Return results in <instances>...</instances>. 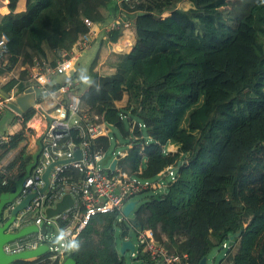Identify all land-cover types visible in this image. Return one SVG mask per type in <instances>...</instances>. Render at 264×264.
<instances>
[{
  "label": "trees",
  "instance_id": "16d2710c",
  "mask_svg": "<svg viewBox=\"0 0 264 264\" xmlns=\"http://www.w3.org/2000/svg\"><path fill=\"white\" fill-rule=\"evenodd\" d=\"M7 1L10 13L0 16V37L6 34L10 40L19 78L3 87L5 96L29 88L30 73L22 68L37 61L55 65L63 52L72 51L89 32L85 19L99 27L132 22L136 42L131 52L117 55L116 71L109 76L96 71V58L89 70L92 84L81 99L91 115L126 140L119 162L128 175L167 183L164 195H154L161 188L156 183L138 195H149L136 212L138 220L170 253L186 254L189 264H201L225 243V256L213 264H264V0L255 1L236 28L232 5L250 0H26L20 13V0ZM184 2L190 7H181ZM121 36L119 29L108 35L113 43ZM5 73L0 67V76ZM84 79L76 71L73 80L80 88ZM60 88L52 85L50 92ZM125 97L126 106L119 108ZM35 115L33 108L23 116L25 123ZM71 136L81 143L76 130ZM25 141L23 129L0 144V164ZM89 146L107 154L111 138ZM32 162L25 145L7 166L18 175L0 174V198L15 190ZM60 178L56 184L61 188L84 174L70 168ZM68 214L57 219L62 231L74 221ZM115 221L114 215H103L94 235L103 233L99 243L105 245L110 237L115 264H123L115 248ZM91 236L89 231L82 237L83 246ZM70 256L81 262L78 246ZM138 261L154 264L145 252ZM31 264L52 263L42 259Z\"/></svg>",
  "mask_w": 264,
  "mask_h": 264
},
{
  "label": "built area",
  "instance_id": "2783aa9c",
  "mask_svg": "<svg viewBox=\"0 0 264 264\" xmlns=\"http://www.w3.org/2000/svg\"><path fill=\"white\" fill-rule=\"evenodd\" d=\"M137 0H121L122 2H135ZM122 22L120 20L112 21L104 26H97L91 21L85 19V24L89 28L88 34L83 36L81 42L70 52H63L52 65L48 61H37L30 73L31 84L39 88L44 94H49L44 104H48L46 113L41 115V134L37 142H41L42 152L36 168L32 171L30 177L25 181L19 197L6 206L3 211L2 225L12 218V213L17 205L22 203L28 196L36 194L30 205L22 210L11 224L7 233L17 234L29 226H38L40 229L45 222H48L49 228L46 234H32L20 240L13 241L4 246L8 255H16L27 251L38 249L40 246L47 245L49 250L47 254L37 260L17 261L23 264L48 259L52 264H61L70 255L76 251L78 237L89 227L94 216L102 214H112L116 220H122L123 209L127 203L133 201L139 194L147 191L155 185L151 181H144L138 177L128 175L120 164L119 156H124L126 151L114 153L113 158L108 160L105 166L102 162L107 158L106 153L93 152L89 146L92 141L109 137L110 130L99 116L91 115L89 109L82 102V89L77 81L73 80L76 73V61L79 56L88 50L91 45L97 41L99 34L108 36L114 28ZM99 27V30H96ZM10 40L6 34L0 37V67L5 69L6 73L13 74L16 71L18 63L17 58L9 53ZM61 78H64L60 81ZM61 84L58 92H50L52 85ZM14 97H0V116L4 112H11L14 115L15 123L13 127L26 129L30 131L31 120L26 124L24 118L9 109L8 104L16 99ZM54 102V104H50ZM43 104V105H44ZM45 110V109H44ZM26 126L24 127V125ZM14 130V129H13ZM78 132V139H82L78 144L77 140L71 136V132ZM17 131H12L0 138V144H7L11 137ZM81 150L80 160L72 161L75 152ZM114 159L118 160V165L114 172L110 170V165ZM70 161L66 164L60 162ZM10 160L3 161L0 164V174L15 178L18 175L16 169L7 171ZM55 164L49 176V187L42 192L45 187L43 177L48 168ZM75 169L84 174V178L75 182H65L60 188L57 181H61L60 175L67 169ZM109 171L112 172L110 176ZM170 178L174 179L173 169L168 170ZM163 177V176H161ZM7 181L4 182V185ZM167 189V183H156ZM72 195L74 206L71 210L64 213V219L68 213L73 215V223L67 230L62 231L57 223V219L47 220L46 212L50 208H55L56 204L66 195ZM76 223H79V229L72 236L69 232ZM52 227H55L62 236V242L59 244L54 232L48 233ZM135 251L132 254L134 259L138 260L141 252L149 255L154 264H189V257L184 254L176 255L170 253L161 243H159L151 230H143L135 235ZM229 244L225 243L223 249H228Z\"/></svg>",
  "mask_w": 264,
  "mask_h": 264
},
{
  "label": "water",
  "instance_id": "95a60500",
  "mask_svg": "<svg viewBox=\"0 0 264 264\" xmlns=\"http://www.w3.org/2000/svg\"><path fill=\"white\" fill-rule=\"evenodd\" d=\"M139 15H143V14H139ZM42 96H43V92L39 88L29 87L23 94L18 95L16 99L12 100L8 104V107L10 110L23 117L37 105L38 100ZM37 144H38V151L33 154V162L27 167L25 175L18 180L15 190L12 193H7L2 195L0 198V264H14L17 261L41 259L47 254L49 250V247L47 245L40 246L36 250L23 252L16 255H8L4 250V246L8 243H11L16 240H20L32 234H37L39 232L41 234H46L49 228L48 222H45L42 225L41 229L36 225L34 226L32 225L24 228L22 231H20L17 234L7 233V230L14 222L16 216L22 210H24L30 205L32 199L36 197V194L28 196L22 203L17 205L12 213V218L7 223L2 225V216L4 209L6 208L7 205L12 204L19 197L25 181L30 177L32 171L36 168L39 162V158L42 152V147L40 141ZM81 157H82V152L81 150L78 149L75 152V157L72 161L80 160ZM110 158L111 157H107L102 162V166H105L108 160H110ZM68 162L70 161H64L58 164H66ZM118 163L119 162L117 159H114L112 161L110 165V170L112 172L115 171ZM54 166L55 164L51 165L43 177V180L45 182V187L43 188L42 192L46 191L47 188L49 187L50 184L49 176ZM73 206H74V199L72 195L66 194L62 198V200L56 204L55 208H50L47 210L46 212L47 220L60 217L67 211L71 210ZM136 206H137L136 201H130L129 203H127L123 209V214H122L124 219L122 220L117 219L115 221L116 228L120 229L119 235L116 234V231L113 235L115 239V248L118 252L119 257L123 259V264H127L125 256L128 252L130 253L131 256L130 264H148L144 261H138L137 259H134L132 257V254L135 251V243L133 241V237H135L136 232L138 231L141 232L144 230L136 214H134V217H131V215L136 212ZM133 230H135L136 232H134ZM240 235L241 232L232 235L230 237V243L234 242L237 238L240 237ZM118 243L120 244L119 247H118ZM61 264H77V261L74 258L69 257ZM201 264H208V259L204 258Z\"/></svg>",
  "mask_w": 264,
  "mask_h": 264
},
{
  "label": "rangeland",
  "instance_id": "374dc122",
  "mask_svg": "<svg viewBox=\"0 0 264 264\" xmlns=\"http://www.w3.org/2000/svg\"><path fill=\"white\" fill-rule=\"evenodd\" d=\"M255 1L257 0H250L248 2H245L243 4H241V6H238V5H232V8L234 9V15H235V21L234 23L232 24V27L233 28H236L241 19H243L245 17V15H247L251 9V7L253 6V4L255 3ZM121 3V0H119V4ZM181 7L183 8H189L190 7V3L189 2H184ZM119 18H122L123 20H125L123 17H119ZM121 21V20H120ZM127 27H130V26H125L124 24L123 25H119L118 27L114 28V30H118L122 32V36L125 34L126 30L128 29ZM122 36L119 38V40H122L124 39V36L122 38ZM107 37V43L109 46H111V44L113 43L112 41H109V37ZM128 43H129V40H128ZM130 43L133 44L134 43V40L132 41V37L130 38ZM133 46V45H132ZM87 51V50H86ZM85 51V52H86ZM84 55V54H83ZM95 53L92 51V52H87L82 58L81 60L79 61V63L77 64V69L85 74V79L83 81V87H81L82 89V92L85 93L89 87L91 86L92 84V78L89 74V70H90V67L92 65V63L94 62L95 60ZM97 59H98V65L96 67V70L99 68L100 66V62H105V66L108 65V62L107 59L111 62H114L117 60L116 58V55L115 54H110V52H103L101 51V53L97 56ZM104 66V67H105ZM103 67V68H104ZM18 69V68H17ZM103 70V69H102ZM116 71V70H115ZM18 72V70L16 71ZM16 94L18 93H15V96ZM45 102V101H44ZM43 103H40L34 107L35 111H36V115H37V112H38V109L39 108H43ZM126 103H127V97L124 98V100L120 103L117 104V106L119 108H124L126 106ZM5 119L3 121V127L7 130H9L10 128V123H8V120L10 119L11 120V117L10 116H13L12 114H6L5 115ZM138 121L136 119H134V123H137ZM12 127V125H11ZM15 131H17L16 133H18L19 131L23 130L22 128H16L14 129ZM13 130V131H14ZM110 138H111V147H110V150L108 151V153L106 154V157H112L113 158V155L114 153H117V152H123L124 150H126V140L123 139L119 132L114 129V128H110ZM25 136H26V139L27 141H25L19 149H17L16 151H14L12 154L15 155L16 153H18V151L23 147V146H27L28 149H30L31 147V150L30 152L32 153H36L38 151V146H37V141L35 140L37 138V135L33 132V131H26L25 129ZM162 179H155L154 181H152L153 183H156L158 181H161ZM165 187H161L157 192L154 193V195H164L165 194ZM148 194H145V195H142V196H137L136 198L133 199V201H136L137 202V206H136V212L138 211L139 207L147 202V199H148ZM133 213L131 215V217H134V214ZM110 226V225H109ZM116 227V225H115ZM54 230H53V229ZM51 230L56 234V239H57V242L60 244L62 242V236L61 234H59V231L55 228V227H52ZM107 234H108V237L110 236V232H109V227H108V230H107ZM115 231H116V234L119 235L120 233V229L119 228H115ZM92 229H90V233H92ZM89 234V232H88ZM94 234L91 236V239H89V243L90 244H96L98 247H99V250L104 248V244H100L99 242L102 241L104 239V235L103 233H99L96 237V239L93 238ZM93 238V239H92ZM110 239V238H109ZM135 237H133V241H135ZM120 246V244L118 243V247ZM92 247V246H91ZM97 253H98V249H96ZM101 252H104L103 249L101 250ZM109 254V258L110 260H106L104 258V256L102 254H100V258H98V264H115L116 263V259L115 257L113 256V253H111L110 251L108 252ZM97 255V254H96ZM225 256V250L222 249V250H219V249H215L211 254L210 256L208 257V264H213L214 262H219L223 257ZM125 259H126V263L127 264H130L131 263V256H130V253L128 252L125 256Z\"/></svg>",
  "mask_w": 264,
  "mask_h": 264
},
{
  "label": "crops",
  "instance_id": "0c3cea01",
  "mask_svg": "<svg viewBox=\"0 0 264 264\" xmlns=\"http://www.w3.org/2000/svg\"><path fill=\"white\" fill-rule=\"evenodd\" d=\"M26 5H27L26 0H20L18 2V4H17V7H16V13L24 12L26 10ZM9 13H10L9 2L7 0H0V16L6 15V14H9ZM121 22L125 26L126 25L130 26V27H127L128 29L126 30L125 34L123 35L124 39L118 40L117 43H112L111 46H109L108 43H107V40H106L107 37L104 36L102 33L99 34V37H98L97 41H95L86 52H83L79 56L78 60L76 61V70L77 71H78L77 64L79 63L81 58L87 52H92L93 51L95 53V57L96 58L101 53V51L110 52V54H115L116 57H117V55L128 54V53L131 52V50H132V48H133V46H134V44L136 42V33H135L134 29H133V24H132L131 21L123 22L121 20ZM98 28L99 27H97L96 30H99ZM123 36H122V38H123ZM131 37H132V41L134 40L133 44L130 43V38ZM128 40H129V43H128ZM106 62H108V65H106V66H105V62H100V66L96 70L101 76H109V75H111V74H113L115 72L114 64H115L116 61L111 62V61H109L107 59ZM24 69H26L27 71H32L33 70V68L29 67V66H26V67L22 68V70H24ZM17 70L18 69H16V71ZM16 71H14L13 74L5 73L4 75L0 76V97H7V96H9V97H13L14 96L15 97V93H17L16 89L12 90L9 94H7V96H5V94L1 90L3 89V87H5L11 81L18 80L19 76H18V73ZM63 79L64 78H61L60 81H62ZM29 87H33V85L30 83ZM50 104L52 105V104H54V102H51ZM47 107H48V104H44L43 108H39L38 112H37V115H35L32 118V120H31L32 122L30 124V127H32L31 131H33L37 135V138L35 139L36 141H38V137L41 134V129L39 128V127H41V123H39V118H41V115L46 113V108ZM6 114H12V113L7 111V112H4L3 115L0 116V138L6 136L7 134L11 133L13 131V129H15L13 127V124H12L13 118H14L13 114H12L13 116H10L11 120L10 119L8 120V123H10L12 125V127L10 125L9 130H7V129H5L3 127V121H4L5 117H6L5 116ZM37 146H38V144H37ZM30 150H31V147H30V149H28V152L33 155L34 153L30 152ZM14 156L15 155H13L11 153L5 161H8V160L11 161ZM103 215L104 214H102V213H99V214L95 215L94 219L91 221V223H90V225L88 227V231L86 230L85 233L83 235L81 234L78 237V239H77V246H78V249L80 250V254H81V262L79 264H98V258H100V254H102L104 256V258L107 260V255H108L107 253H108V251L111 252V242H110V239H109L110 237L108 238V244L107 245L104 244L105 246H104V248H102L104 252H101L102 249L99 250V247L95 243L94 244L88 243L87 247L83 246V244L81 243L82 237L84 238V236L88 234L90 229H92V231H93L92 235L95 234L98 231L99 226H100V220L102 219ZM109 215H112V214H109ZM110 224H111V221H110ZM78 229H79V223H77L76 231L74 233H71V231H70L69 233L72 236H74ZM109 229H110V226H109ZM98 234L99 233L94 235L93 238L95 236H97ZM94 239H96V237ZM96 249H98V253H97ZM89 250H90V252L87 254V252Z\"/></svg>",
  "mask_w": 264,
  "mask_h": 264
},
{
  "label": "bare ground",
  "instance_id": "6f19581e",
  "mask_svg": "<svg viewBox=\"0 0 264 264\" xmlns=\"http://www.w3.org/2000/svg\"><path fill=\"white\" fill-rule=\"evenodd\" d=\"M104 215H107V214H104ZM76 227H77V223H76L75 227H73V228L71 229V233H74V232L76 231ZM75 234H76V233H75Z\"/></svg>",
  "mask_w": 264,
  "mask_h": 264
},
{
  "label": "clouds",
  "instance_id": "9594fccd",
  "mask_svg": "<svg viewBox=\"0 0 264 264\" xmlns=\"http://www.w3.org/2000/svg\"><path fill=\"white\" fill-rule=\"evenodd\" d=\"M77 247L76 245H73V248Z\"/></svg>",
  "mask_w": 264,
  "mask_h": 264
},
{
  "label": "flooded vegetation",
  "instance_id": "af4514ba",
  "mask_svg": "<svg viewBox=\"0 0 264 264\" xmlns=\"http://www.w3.org/2000/svg\"><path fill=\"white\" fill-rule=\"evenodd\" d=\"M134 232H136L135 230H133ZM137 233V232H136Z\"/></svg>",
  "mask_w": 264,
  "mask_h": 264
}]
</instances>
